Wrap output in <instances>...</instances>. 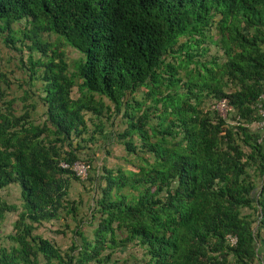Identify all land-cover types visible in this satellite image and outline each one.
<instances>
[{
    "label": "trees",
    "instance_id": "16d2710c",
    "mask_svg": "<svg viewBox=\"0 0 264 264\" xmlns=\"http://www.w3.org/2000/svg\"><path fill=\"white\" fill-rule=\"evenodd\" d=\"M213 28L222 63L190 53ZM0 29L7 49L27 50L29 73L20 112L0 76V191L16 185L22 201L19 211L0 196V223L18 213L0 264H264V137L250 128L264 96V0H0ZM65 48L80 55L74 72ZM206 99L231 111L204 110ZM121 111L115 138L138 171L87 177L100 180L92 236L78 222L80 240L62 251L34 232L62 210L76 220L74 166ZM131 244L141 260L114 256Z\"/></svg>",
    "mask_w": 264,
    "mask_h": 264
},
{
    "label": "rangeland",
    "instance_id": "374dc122",
    "mask_svg": "<svg viewBox=\"0 0 264 264\" xmlns=\"http://www.w3.org/2000/svg\"><path fill=\"white\" fill-rule=\"evenodd\" d=\"M217 20H219L217 18ZM24 22H22V25ZM2 29V28H1ZM0 31H4L1 30ZM15 37H20V35L12 34ZM209 37L206 39V41L197 47L195 45L190 49L191 54H197V50L201 53H203L202 56H200L201 60L204 61H210L211 59H216V62L222 63L224 58L222 52L219 50V48L215 45V43L210 42L212 41H218L220 38L219 33L215 28L211 29L209 31ZM63 40V38H61ZM64 41V40H63ZM18 48H22V51L26 57L27 50L21 46L17 45ZM21 46V47H20ZM5 45L0 42V55L3 59L5 55L13 53L14 55H10L9 59L11 60L12 57H18L21 56V53L15 50H8L5 49ZM6 50L9 52L7 53ZM65 54L67 57L68 62V72H74V66L77 68L79 65V58L80 55L77 51L72 50L71 48H65ZM67 52V53H66ZM23 57V56H21ZM182 60H185L187 63V59L185 58V52L183 51L181 53V56L179 57ZM26 59V58H25ZM4 60V59H3ZM171 62H173V58L169 59ZM194 61L197 60V55L193 58ZM2 61V60H1ZM194 61L189 62V69L194 70L196 67ZM74 63V66H73ZM8 66V65H7ZM197 68V67H196ZM10 70L11 68L8 67ZM186 70H180L178 77L182 79V83L186 81ZM29 73H26V80H28ZM13 84L16 85L17 83L12 80ZM35 83H33L34 85ZM227 91L231 90V87L226 88ZM141 91V92H140ZM137 92L136 97L138 100H142V90ZM35 97L36 99L38 97L43 98L44 92L43 89L35 90ZM20 96V94L18 95ZM71 96L73 98H76L78 96L77 88L74 87ZM135 97V98H136ZM38 102L39 99H37ZM107 102V101H105ZM192 102L195 101L192 99ZM214 101L211 99H206L202 105V108L204 110L213 109ZM38 108V115L42 113V109L40 105H37ZM216 110L222 115L225 116V111L222 108H218V105L215 106ZM43 114V113H42ZM115 114V113H114ZM113 114V118L110 121H106L105 123V135L108 136L107 138L101 139L100 137L97 138L98 140L94 144L87 143L85 144L87 146V150L84 151L86 153H89V155H82L81 162H78L75 167L74 171L76 172L77 176L79 177V181L76 182L74 180L71 181V185L69 188V195L68 200L72 201L75 206L78 207L79 214L73 219L71 215L66 214V210L61 211V215L59 219L52 220L49 222H43L40 225H38L36 231L34 232L37 235H40L42 238L49 240L50 242L54 243L59 249L62 251H65L69 246H71L72 242L74 240L79 241V237L74 234V230L76 229L77 223L80 222L81 224L78 230L82 233H84L86 236H92V228L94 227L93 221L90 220L91 218V211L93 208V200L94 198L99 195L100 196V190L98 189V183L100 180L97 181V185L95 186L92 183H89L87 181V177L91 176L93 172H98L101 175L103 174L100 170L102 166H105L107 168H121L123 170H130V171H138L137 170V162L135 161V158L131 155H127V153L124 151V148L122 145L118 144L116 141V134L118 132H121L125 125H124V119H123V111L119 112L118 114ZM228 117V115H227ZM229 118V117H228ZM42 121V117L40 119V122ZM155 121V120H154ZM228 122L231 124H234V121L232 119H228ZM255 124L250 125V128H255ZM257 128V127H256ZM89 133L92 132L94 129L92 123L88 124ZM86 137L88 136L85 135ZM76 143V141H74ZM85 183H80V182ZM0 196L3 201H5L7 204L15 205L18 210H21L22 201L20 198V190L18 186L11 185L7 188L0 191ZM18 211V212H19ZM247 212V211H245ZM18 213H9L6 214L5 219L2 223H0V248H6L10 246V242L7 240V237L13 232V223L15 222L17 218ZM92 222V223H90ZM129 253L134 255L138 260H141V250L132 244L129 245L127 252H116L114 254L115 257L119 259L127 258L129 256Z\"/></svg>",
    "mask_w": 264,
    "mask_h": 264
},
{
    "label": "crops",
    "instance_id": "0c3cea01",
    "mask_svg": "<svg viewBox=\"0 0 264 264\" xmlns=\"http://www.w3.org/2000/svg\"><path fill=\"white\" fill-rule=\"evenodd\" d=\"M0 42L2 43V41H0ZM5 49H7V48H5ZM6 52L9 53L7 50H6ZM18 52L19 51H17V53ZM20 53H21V56H23V57L18 55L17 58L12 57L11 60L9 59V57L11 54L14 55L13 53H11L10 55L9 54L5 55L3 58L4 60L1 58L2 56L0 55V76H4L5 81L7 83H9V88H6L5 85L3 88L6 89L9 99L10 98H16V102L14 103V107L18 112H20V110H21V102L18 101V99L23 96V91L26 88V85H24V83L28 81V80H26L27 76L25 73V69L23 68L24 65H22L23 63H21L22 58H23V61H26L27 58L25 57L23 52H20ZM8 67H10L11 69L9 70ZM2 80H3V77H0V83L1 84H2ZM12 80H14L17 84L14 85ZM33 83H35V84L33 85ZM21 86H23L22 89H20ZM32 86L33 87L31 89V92H34L37 88L40 87V82L34 81V82H32ZM35 93H37V92H35ZM19 94H20V96H18ZM35 95H37V94H35ZM35 97H37V96H35ZM40 106H41L42 113H43L44 108H43L42 104H40ZM36 112L38 113V108H37ZM42 113H40V114H42ZM254 124L256 126H255V128H252V130L257 131V133H259L262 137H264V132H262L257 127L256 123H254Z\"/></svg>",
    "mask_w": 264,
    "mask_h": 264
},
{
    "label": "built area",
    "instance_id": "2783aa9c",
    "mask_svg": "<svg viewBox=\"0 0 264 264\" xmlns=\"http://www.w3.org/2000/svg\"><path fill=\"white\" fill-rule=\"evenodd\" d=\"M217 105H218V108L224 109L226 114H227V112L231 111V107L227 104V102L225 100L219 102ZM255 110H256V113L258 114L259 118H260L256 123L257 127L262 132H264V96L263 95L260 97V101L256 104ZM226 114H225V116H226ZM225 116H223V117H225ZM62 167H67V166L63 164ZM228 240H229V243L231 245H234L236 243L235 237H228Z\"/></svg>",
    "mask_w": 264,
    "mask_h": 264
}]
</instances>
